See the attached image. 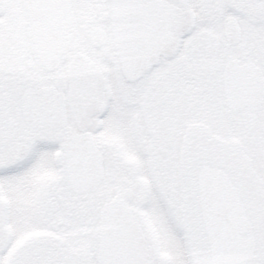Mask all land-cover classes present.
<instances>
[{
    "label": "snow or ice",
    "instance_id": "snow-or-ice-1",
    "mask_svg": "<svg viewBox=\"0 0 264 264\" xmlns=\"http://www.w3.org/2000/svg\"><path fill=\"white\" fill-rule=\"evenodd\" d=\"M0 264H264V0H0Z\"/></svg>",
    "mask_w": 264,
    "mask_h": 264
}]
</instances>
